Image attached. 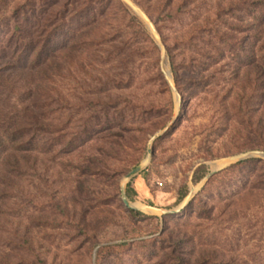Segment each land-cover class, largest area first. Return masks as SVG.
I'll return each mask as SVG.
<instances>
[{"label": "rangeland", "instance_id": "1", "mask_svg": "<svg viewBox=\"0 0 264 264\" xmlns=\"http://www.w3.org/2000/svg\"><path fill=\"white\" fill-rule=\"evenodd\" d=\"M122 1L133 15L74 49L0 197V264H264V63L234 27L246 0Z\"/></svg>", "mask_w": 264, "mask_h": 264}, {"label": "trees", "instance_id": "2", "mask_svg": "<svg viewBox=\"0 0 264 264\" xmlns=\"http://www.w3.org/2000/svg\"><path fill=\"white\" fill-rule=\"evenodd\" d=\"M244 3V25L234 27L244 30L241 46L249 65L260 68L264 63V0ZM119 15H133L122 0H0V197L17 187L35 157L38 133L46 125L44 115L50 112L53 84L68 76L74 49L99 44L93 36ZM175 74L178 81L177 69ZM44 100H48L47 107ZM188 105L184 94L183 111ZM198 264L231 263L203 254Z\"/></svg>", "mask_w": 264, "mask_h": 264}, {"label": "water", "instance_id": "3", "mask_svg": "<svg viewBox=\"0 0 264 264\" xmlns=\"http://www.w3.org/2000/svg\"><path fill=\"white\" fill-rule=\"evenodd\" d=\"M252 156H253L252 154L244 155V156H240V157H238V158L232 159V161H243L244 159L250 158V157H252ZM138 172H139V170H138L136 173H138ZM136 173H135V174H136ZM214 174H215V172H213L212 174H210V175L208 176L207 180H209ZM124 196H126V192H125V191H124ZM125 202H126V205H127L128 207H131V206H130V203L128 202V199H127V198L125 199Z\"/></svg>", "mask_w": 264, "mask_h": 264}, {"label": "bare ground", "instance_id": "4", "mask_svg": "<svg viewBox=\"0 0 264 264\" xmlns=\"http://www.w3.org/2000/svg\"><path fill=\"white\" fill-rule=\"evenodd\" d=\"M225 163L228 165V162H225ZM215 166H216V168H220L219 165H215Z\"/></svg>", "mask_w": 264, "mask_h": 264}]
</instances>
